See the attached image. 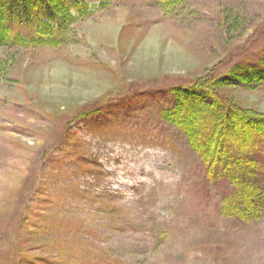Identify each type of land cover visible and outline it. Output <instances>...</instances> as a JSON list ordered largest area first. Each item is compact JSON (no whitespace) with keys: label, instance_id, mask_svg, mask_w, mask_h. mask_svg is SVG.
<instances>
[{"label":"rangeland","instance_id":"rangeland-1","mask_svg":"<svg viewBox=\"0 0 264 264\" xmlns=\"http://www.w3.org/2000/svg\"><path fill=\"white\" fill-rule=\"evenodd\" d=\"M249 65L264 69V0H112L60 47L2 50L0 264H264V210L227 216L244 186L208 178L159 116L171 87ZM228 82L264 118V81Z\"/></svg>","mask_w":264,"mask_h":264},{"label":"trees","instance_id":"trees-1","mask_svg":"<svg viewBox=\"0 0 264 264\" xmlns=\"http://www.w3.org/2000/svg\"><path fill=\"white\" fill-rule=\"evenodd\" d=\"M111 1L0 0V52L21 45L60 47L73 24L105 10ZM154 1L166 10H175L183 2ZM228 81L246 86L264 81V69L241 66L222 79L209 82L198 79L186 86L171 87L175 98L173 107L161 109L159 116L185 137L191 150L205 163L208 178H225L236 188L244 186L231 206L230 200L226 202L227 216L242 221L257 219L264 210V180H259L258 163L253 154L264 151V118L244 115L231 105L230 98L221 95L220 90L230 84ZM237 119L241 121L238 126ZM25 220L20 218L16 222L20 241L35 235L26 232ZM15 263L14 257L6 262Z\"/></svg>","mask_w":264,"mask_h":264}]
</instances>
